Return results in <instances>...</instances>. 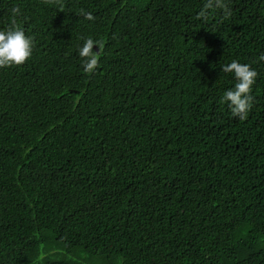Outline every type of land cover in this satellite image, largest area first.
<instances>
[{
  "label": "trees",
  "instance_id": "1",
  "mask_svg": "<svg viewBox=\"0 0 264 264\" xmlns=\"http://www.w3.org/2000/svg\"><path fill=\"white\" fill-rule=\"evenodd\" d=\"M209 2L0 0L34 40L0 68V264H264V0Z\"/></svg>",
  "mask_w": 264,
  "mask_h": 264
},
{
  "label": "clouds",
  "instance_id": "2",
  "mask_svg": "<svg viewBox=\"0 0 264 264\" xmlns=\"http://www.w3.org/2000/svg\"><path fill=\"white\" fill-rule=\"evenodd\" d=\"M213 7L222 8L225 18L232 15L231 10L220 3V0H215V3L210 0L201 10L200 15L207 16L208 10ZM17 11V9H13L14 13ZM82 14L88 20L93 19L92 14L89 12H83ZM94 46L95 51L93 50ZM33 50V38L26 35L25 30L17 26L15 21L8 28L0 30V68L23 65L32 57ZM78 55L81 58L84 72H95L100 63V42L93 38L84 39L82 45L78 48ZM259 60L264 61V55H261ZM222 71L233 74L236 81L234 87L224 92L222 102L227 104L233 117L245 120L254 104L252 92L258 72L251 64L241 63L235 59L224 65Z\"/></svg>",
  "mask_w": 264,
  "mask_h": 264
}]
</instances>
